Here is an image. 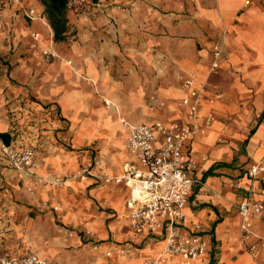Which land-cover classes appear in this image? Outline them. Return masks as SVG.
<instances>
[{"label": "crops", "instance_id": "crops-1", "mask_svg": "<svg viewBox=\"0 0 264 264\" xmlns=\"http://www.w3.org/2000/svg\"><path fill=\"white\" fill-rule=\"evenodd\" d=\"M97 1L107 8L102 15L66 13L62 41L55 40L48 17V23L30 21L20 9H0V134L15 127L36 150L28 174L0 152V188L18 206L31 197L62 205L57 213L64 237L52 248L66 253L59 255L62 264H152L163 240L139 238L131 255H106L128 241L129 191L100 177L121 174L131 160L121 119L188 122L182 83L196 76L208 82L206 97L219 92L224 98L202 105V114L213 112L216 122L194 141L195 184L181 230L201 225L209 239L206 256L194 264H253L240 241L238 205L252 185L264 202V179L253 183L247 176L253 164L264 162V0ZM23 5L46 14L41 0ZM33 32L40 34L38 42ZM217 42L224 59L208 77ZM46 50L57 57L46 60ZM91 169L96 176L75 178ZM84 223L90 234L81 229ZM253 231L264 239V215L254 220ZM28 255L49 259L42 250Z\"/></svg>", "mask_w": 264, "mask_h": 264}, {"label": "built area", "instance_id": "built-area-1", "mask_svg": "<svg viewBox=\"0 0 264 264\" xmlns=\"http://www.w3.org/2000/svg\"><path fill=\"white\" fill-rule=\"evenodd\" d=\"M13 8L20 9L30 21L39 19L48 23L46 14L38 13L33 8L26 9L23 0H0L1 10ZM65 10L66 13L76 16H97L104 14L107 8L97 0H66ZM31 36L35 42L40 40V34L37 32H33ZM43 53L47 58L57 57L48 50ZM224 55L223 43H215L208 77L219 71ZM228 72L231 73L230 70ZM182 88L185 95L181 105L187 113V123L157 121L153 124H133L122 119L128 132L126 148L131 160L125 163L121 174L114 177L104 174L100 179L105 184L124 185L129 191L124 215L129 224L128 241L125 246L109 250L106 254L109 257L131 255V243L144 237L153 241L163 240L165 243L160 257L152 264L165 263L170 257L179 258L180 264H194L208 252L210 242L203 235L201 225H195L190 232H183L181 227L188 222L185 208L195 184L192 177L197 165L194 159V141L198 135H205L216 122L213 112L202 114V105L204 101L214 105L216 101L222 100L224 95L216 92L214 96L206 97L208 82H201L196 76L183 79ZM9 135L11 140L8 144L1 142V155L13 169L28 174L35 161L36 150L28 143L25 134L15 127L11 128ZM221 141L222 138H219V142ZM88 176L96 174L92 169L85 170L75 178L85 179ZM247 176L253 183L264 179V162L253 164L248 169ZM63 182L47 181L49 185H61ZM37 206L59 210L58 205L49 201H43ZM238 211L241 217V244L252 255L253 264H264V258L261 262L258 258L259 250H264V239L253 231L254 220L264 215V202L258 200L253 185L246 190L238 205ZM0 264L53 263L35 255H0Z\"/></svg>", "mask_w": 264, "mask_h": 264}, {"label": "rangeland", "instance_id": "rangeland-1", "mask_svg": "<svg viewBox=\"0 0 264 264\" xmlns=\"http://www.w3.org/2000/svg\"><path fill=\"white\" fill-rule=\"evenodd\" d=\"M43 56L46 60L52 59L47 58L44 53ZM5 190L7 189L0 188V255L18 257L42 250L49 256V262L62 264L59 255L65 256L66 253H60L61 250L52 251L54 247L58 249L57 242L64 237L65 230L58 221L57 213L62 205L56 201H49L58 205L59 210L42 208L37 206L42 202L31 197L30 204L18 206L14 196ZM82 226L86 227V231L89 230L88 223L81 225V229ZM73 236L69 233V237ZM69 258L67 256L66 260L71 259Z\"/></svg>", "mask_w": 264, "mask_h": 264}, {"label": "trees", "instance_id": "trees-1", "mask_svg": "<svg viewBox=\"0 0 264 264\" xmlns=\"http://www.w3.org/2000/svg\"><path fill=\"white\" fill-rule=\"evenodd\" d=\"M46 8L47 17L54 29L55 40L62 41L67 32L66 20V0H41ZM0 139L8 144L10 142V135L8 133L0 134Z\"/></svg>", "mask_w": 264, "mask_h": 264}, {"label": "bare ground", "instance_id": "bare-ground-1", "mask_svg": "<svg viewBox=\"0 0 264 264\" xmlns=\"http://www.w3.org/2000/svg\"><path fill=\"white\" fill-rule=\"evenodd\" d=\"M107 101H108L107 103H109L112 108L117 107V105H116L114 100L108 99ZM120 121L122 122L123 120L121 119Z\"/></svg>", "mask_w": 264, "mask_h": 264}]
</instances>
